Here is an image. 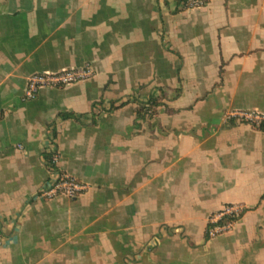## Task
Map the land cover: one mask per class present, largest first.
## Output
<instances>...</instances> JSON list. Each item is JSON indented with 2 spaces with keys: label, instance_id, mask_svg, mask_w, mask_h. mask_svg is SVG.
I'll return each instance as SVG.
<instances>
[{
  "label": "crops",
  "instance_id": "0c3cea01",
  "mask_svg": "<svg viewBox=\"0 0 264 264\" xmlns=\"http://www.w3.org/2000/svg\"><path fill=\"white\" fill-rule=\"evenodd\" d=\"M243 111L264 115V0H0V264H264V127ZM59 173L84 189L43 194Z\"/></svg>",
  "mask_w": 264,
  "mask_h": 264
},
{
  "label": "built area",
  "instance_id": "2783aa9c",
  "mask_svg": "<svg viewBox=\"0 0 264 264\" xmlns=\"http://www.w3.org/2000/svg\"><path fill=\"white\" fill-rule=\"evenodd\" d=\"M203 0H187L185 7H197L205 4ZM92 73L91 68L86 64L80 68L66 69L57 72H36L30 74L26 79L23 98L33 99L43 87L63 86L89 77ZM239 117L255 122L258 125L264 123V115L256 112H237ZM56 163L57 156H53ZM84 187L66 174L59 173L53 180L50 187L43 191L46 196H54L60 193L69 197H75ZM259 204L264 206V193L259 198ZM240 204H228L219 211L212 213L208 220L205 232L208 237L215 236L221 232L230 230L243 211ZM2 233L0 229V242Z\"/></svg>",
  "mask_w": 264,
  "mask_h": 264
},
{
  "label": "trees",
  "instance_id": "16d2710c",
  "mask_svg": "<svg viewBox=\"0 0 264 264\" xmlns=\"http://www.w3.org/2000/svg\"><path fill=\"white\" fill-rule=\"evenodd\" d=\"M205 2L209 1V0H203ZM177 2L182 3L183 6H186L187 0H177ZM160 96L162 97L163 95H158V96H149L148 100H146L145 102H140L138 104V108H137V116H142V115H152L154 113V109L155 107L160 103ZM126 101L121 102L124 103ZM119 104V105H121ZM119 105H115L114 103L110 104L109 107L106 109V111H111L115 108H117ZM60 117L62 118H67V117H74L76 119H79L78 116H74V114L72 113H67V112H61ZM261 127H264V124L260 125ZM56 155L54 151H45L43 153V157L45 159V163L47 165V167L50 170H54L56 169V164L53 161V156ZM206 237L207 234H206Z\"/></svg>",
  "mask_w": 264,
  "mask_h": 264
}]
</instances>
